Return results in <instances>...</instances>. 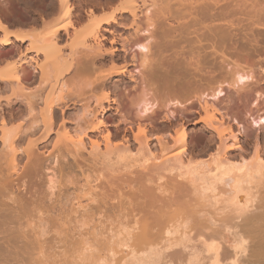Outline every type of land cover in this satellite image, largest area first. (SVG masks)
<instances>
[{
	"label": "bare ground",
	"instance_id": "obj_1",
	"mask_svg": "<svg viewBox=\"0 0 264 264\" xmlns=\"http://www.w3.org/2000/svg\"><path fill=\"white\" fill-rule=\"evenodd\" d=\"M48 2L38 11L35 2L32 9L25 6L28 20L16 16L12 5L5 6L10 19L0 11L1 47L7 49L15 41L34 42L13 65L0 70V91L13 95L5 100L0 96V264H159L161 234H176L180 227L181 234L193 244L185 245L190 252L181 256L179 264H198L194 254L199 249L217 256L221 264H264V147L256 136L250 159L242 156V162H233L227 155L232 149L243 150L238 134L250 136L254 132L251 126L257 131L264 129V114H260L264 109V82L256 83L248 92L235 91V104L242 103V108L231 116L239 127L238 133L215 115L216 109L232 97L221 87L186 103L177 99L161 102L154 95L146 98L144 93L152 87L157 70L154 47L160 30L173 34L178 28L188 31L204 61L209 63L210 54L222 53L220 46L233 36L234 11L238 8L243 12L242 8L235 0ZM3 6L4 0H0V10ZM255 8L252 11L247 7L249 17L243 20L263 28L264 15ZM51 15L54 17L48 20ZM38 24H42L45 34L39 31ZM238 36L249 41L252 36L255 42L260 41L255 39L252 29ZM40 42L55 47L54 59L39 58L45 54ZM62 43L71 50L62 52L58 48ZM35 74L39 82L34 88L29 87L28 80ZM249 79H254L251 73L236 70L233 84L241 85ZM19 100L32 115V121L43 127L39 138L26 145L23 126L9 123L13 104ZM138 101L151 105L144 107V114L151 109L152 113L146 117L135 115L133 107ZM233 104L231 101L227 107ZM4 107L7 112H3ZM111 109L116 111L115 119L105 117ZM196 114L197 122L212 127L221 141L218 153L204 162L210 175H201L196 185L211 198L206 191L210 190L215 197L217 185L223 184L235 200L247 188L250 203L245 205L242 200L231 212L203 216L194 205L190 208V203L168 204L155 217L137 221V231L129 232L125 240L109 242L91 254L85 241L76 240L68 242L72 253L66 257L68 245L58 246L53 239L44 237L41 225L52 212L45 209L33 183L42 160L37 153L39 145H43L45 161L51 159L56 166L52 168L54 176L59 174L62 180L71 177L74 165L81 167L84 150L111 155L130 151L135 145L153 155L149 167L171 165L176 170L187 168L188 174H192L196 168L185 162L190 134L186 124ZM167 123L175 125L174 134H167ZM153 139L160 147L157 153L150 147ZM243 179L250 185L243 187ZM192 181L196 183L197 179Z\"/></svg>",
	"mask_w": 264,
	"mask_h": 264
},
{
	"label": "rangeland",
	"instance_id": "obj_2",
	"mask_svg": "<svg viewBox=\"0 0 264 264\" xmlns=\"http://www.w3.org/2000/svg\"><path fill=\"white\" fill-rule=\"evenodd\" d=\"M247 1L246 3V0H235V4H238L243 12L238 8L235 9L233 16L235 26L234 29H231L233 36L227 39L222 46H220V42L218 43L223 49L222 53H211L209 63L204 61L198 45L194 42V36L189 35L185 29L178 28L176 34L167 30H158V39L154 47L157 55V70L152 87L145 89V91L147 90L144 92L145 97L154 95L161 102L177 99L186 103L203 92L213 93L216 88L221 87L224 89V93L226 92L232 97L216 109L215 115L217 118L225 120L226 126L230 125L238 133L239 127L231 116L242 108V103L236 102L235 104V91L248 92L257 85L256 83L264 82V27L259 28L257 25H252L250 20H243L249 17L247 7L252 11V8L256 7V11L264 15V0ZM33 2L36 4L37 11L43 10L49 3L48 0H4V6L0 11L10 19V12L5 9V6L12 5L15 7L16 16L28 20L25 6L32 9L35 7ZM54 16L51 15L48 20ZM16 28L17 26L13 29ZM38 28L39 31L46 33L42 24ZM250 29L254 30L255 39L259 38V42L252 40L254 39L252 36L250 41L238 36ZM0 34L1 38L3 33L0 32ZM32 44L34 42L28 40L23 44L15 41V44L7 49L0 46V70L13 65L19 59L21 52ZM39 44L43 45L45 51V54L39 55L40 59L56 57L57 51L54 46L47 42ZM58 48L66 53L72 47H66L65 43H62ZM235 69L251 73L254 79L234 86ZM28 81L30 82L28 86L34 88L39 79L35 74ZM224 95L222 97H225ZM0 96L2 100H5L13 95L10 91H0ZM231 101L234 104L232 107H227ZM20 102L19 100L13 104L12 119L9 123L14 127L23 126V142L26 145L29 140L39 138L42 124L32 121V115L27 113L26 106ZM138 102L136 103L138 107L136 105L133 107L135 115L146 117L152 113L151 109L144 114V107H151V105L146 101ZM4 108L3 112H7L8 108ZM1 113L0 110V124L2 122ZM261 113L264 114V109ZM107 116L116 118V111L111 109L106 113L105 117ZM194 117L186 124L190 134L189 153L185 162H187L186 164L191 162L190 167L196 168L192 174H188L187 168L176 170L171 165L165 166V168L149 167L153 163V155L135 145L131 147L130 151L111 155L92 154L88 151L89 149L84 150L81 155V167L77 168L74 165L71 177L62 180L58 176L59 174L54 176L52 168L56 166L52 164V160L45 161L47 156L43 153V145H39L38 151L35 148L34 150L42 160L37 166L33 183L42 198L45 209L52 212L49 220L41 225L44 237L53 239L58 246L68 245L66 257L72 253L70 249L72 245L69 246L68 242L76 240L85 241L86 245L84 246L91 254L97 250V247L104 248L109 242L125 240L128 238L129 232L137 231L139 227L137 221L155 217L168 204L181 203V206H185V203H190L201 210L200 214L203 216L207 213L231 212L242 200L246 201L245 205L250 203L251 199L248 195L250 191L247 188L239 193L240 198L237 200L233 199L229 192H226L228 188L223 184L217 185L215 197L212 196L213 193L210 190L206 193L210 194L211 198L201 193L196 184L200 182L201 175H210L209 168L204 162H209L212 159L211 156L218 153L221 141L218 138V133L212 127L206 126L203 122H197L199 118L197 114ZM107 122L110 124L113 121L107 120ZM167 125H170L167 134H174L175 125L174 127L172 123H167ZM251 127L254 132L250 136L238 134L243 150L232 149L227 153L233 162H242V156L246 159L253 156L256 136H259L264 147V129L257 131L256 127ZM150 144L151 149L156 153L160 151L159 144L155 139ZM191 158L192 161H189ZM145 159L150 160L144 162ZM70 161L71 164L74 163L72 158ZM177 174L181 175L177 178ZM192 179H197V182L194 183ZM262 180H264V176ZM242 181L243 187L250 185L247 179ZM252 185L255 186V184ZM192 205L189 207L191 208ZM182 230L183 228L180 227L176 234H161L163 240L158 247L160 249L159 264H179L181 256L190 252V249L185 248V245L191 247L193 241L183 236ZM226 245L228 246V244ZM123 248L127 250V247ZM194 255L197 257L198 264H221L216 260L217 256L215 257L212 253L202 249L196 250Z\"/></svg>",
	"mask_w": 264,
	"mask_h": 264
}]
</instances>
